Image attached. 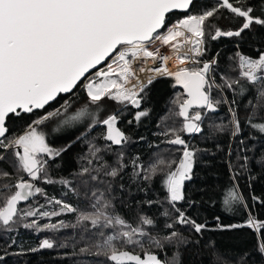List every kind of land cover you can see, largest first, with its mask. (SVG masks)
I'll list each match as a JSON object with an SVG mask.
<instances>
[{
	"label": "snow or ice",
	"instance_id": "obj_1",
	"mask_svg": "<svg viewBox=\"0 0 264 264\" xmlns=\"http://www.w3.org/2000/svg\"><path fill=\"white\" fill-rule=\"evenodd\" d=\"M193 7L195 0H0V164L7 165L0 167V264H10L13 256L25 254L16 235L21 227L36 233L77 229L79 239L72 241L70 256L68 242L48 237L27 249L31 253L63 249L73 264H183L179 250L170 260H162L151 249L199 244V240L175 230L177 225L187 226L197 235L210 230L207 222L198 223L187 209L176 207L177 202L188 209L195 207L198 201L192 199L186 183L196 178L200 154L215 155L209 149L193 146L186 135L195 138L208 131L205 139L211 140L216 138L214 133L226 130L229 143L225 162L231 182L222 205L229 213L242 208L248 218L244 223L222 225L216 217V228L248 227L259 233L256 250L264 258V221L253 214L249 205V199L264 205V198H246L239 184L242 177L246 178L250 189L258 179L253 165L261 169L259 175H264V51L256 57L237 51L230 57L239 68L237 77L228 74L233 70L230 66L220 68L219 53L204 59L210 40L239 38L246 30L264 28V0L259 8L248 0H217L215 6L195 13ZM174 10L188 14L168 26L167 17ZM221 10L242 18L243 23L237 29L221 28L215 23L222 18ZM156 41L169 46L172 54L161 55L158 48L151 49L149 46ZM173 59L175 71L168 67ZM149 60H159L160 66H142L139 71L148 74L142 79L135 65H147ZM156 76H172L183 89L172 101L178 110H169L161 117L158 131L152 133L157 138L152 146L165 153L179 152L178 163L154 153L156 158L145 165L139 154H129L133 138L117 126L128 106L137 109L129 124L139 125L149 116L151 109L141 110L146 98L142 94ZM252 88L257 103L249 100L244 107L250 111L241 118L236 97H245ZM226 90L233 93L231 100L224 94ZM63 95L69 99L52 111L46 110ZM106 101L121 108L104 115L108 112ZM222 105L227 106L230 119L227 124L214 123ZM39 110H44L42 115H37ZM22 113L35 115L36 119L21 134H10L8 121L20 118ZM176 117L182 121L180 126H169L168 121L174 125ZM51 123H55L51 134L82 130L75 140L54 147L49 142L50 133L43 130ZM98 127L102 131L97 132ZM98 140L104 142L103 147L98 146ZM79 142L87 146V152L79 157V170L71 174L72 178H54L56 160ZM161 145L165 147L161 149ZM216 150L224 151L219 143ZM234 153L236 161H242L238 166L231 160ZM105 155L114 156V161L109 163ZM156 177H161L166 195L163 199L136 201L133 223L117 210V202L131 212L133 206L124 196L147 194L150 189L140 184ZM40 181L62 185L65 195L82 198L87 208L49 197L38 185ZM37 196L45 203L19 207L21 202ZM165 203L171 211L163 207ZM142 204L163 210L154 218L139 210ZM48 206L51 210H46ZM67 214L75 216L74 223L64 219L52 222L53 217ZM160 217L170 221L163 224L168 231L162 237L149 231L157 227ZM44 219L49 222L40 223ZM14 246L16 251H12ZM137 248L140 251H135ZM58 259L63 261L64 257Z\"/></svg>",
	"mask_w": 264,
	"mask_h": 264
},
{
	"label": "trees",
	"instance_id": "obj_2",
	"mask_svg": "<svg viewBox=\"0 0 264 264\" xmlns=\"http://www.w3.org/2000/svg\"><path fill=\"white\" fill-rule=\"evenodd\" d=\"M217 0H195V7H193L192 12H199L203 9L211 8L215 6ZM234 2V0H233ZM249 4H252L259 8L261 0H248ZM188 13L184 12H172L167 17V24L177 21L183 18L184 15ZM221 19L215 21L221 28L237 29L243 23L242 18H233L227 10H221ZM256 15H260L257 11ZM223 17H228L224 19ZM165 29H161L163 32ZM264 28H255L253 32L245 31L241 37H222L218 40H210L206 45L209 49L208 53L204 59H211L219 53V66L221 69L228 68V66L233 69L229 71L228 74L232 77H237L239 75V68L234 59L230 60V57H234L237 51L251 56L256 57L259 51L264 49ZM217 82H221L218 78ZM183 93L181 86L175 84V79L172 76H161L153 80L151 85H148L145 89V100L141 105L142 109H151L148 117L143 118L141 124L137 125L135 122L129 124V120H133V116L137 109L132 106H128L123 109L121 113V120L118 123L120 127L126 134L133 138V143L130 146L129 154H139L141 161L148 165L152 160L156 158L154 153L163 155L165 159H175L178 163L180 158V153L173 151L172 153L161 152L152 145L157 142V138L152 135V133L158 131L157 123L161 117L166 116L169 110L176 111L178 109L172 104V101L178 94ZM225 95L231 100L233 93L231 91H225ZM80 97H83V93H80ZM238 100V113L241 118L248 114L249 109H245L244 105L247 104L249 100H252L253 104L257 103L255 96V89H250L249 93L245 97H236ZM65 99H69L67 95H63L58 99V103H53L51 107H48L47 111H52L53 108L59 107L60 103H63ZM82 102V99L81 101ZM108 112L104 115L109 114L112 111H118L121 106L113 103L107 102ZM80 103L76 104L79 107ZM44 110H39L37 115H42ZM36 119L35 115L32 114H21L20 118H11L8 121V127L10 134H21L32 120ZM230 119L227 106L222 105L217 118L214 123L217 124H227ZM173 121H168L169 126L179 127L182 123L181 119L176 117ZM55 126V123H51L48 127L43 128L45 132L50 133L49 142L54 147H61L79 135V131L82 129L68 130L61 133L51 134V128ZM97 132L102 131V128L98 127ZM246 134V133H245ZM92 135H96L93 132ZM208 131H205L203 135H198L195 138L186 135L191 144L195 147L202 149H209L214 152L215 155L211 154H200L197 157V165L195 167L196 178L193 181L186 183V190L192 194V199L198 201L194 208L188 209L186 204L183 202H177L176 207L181 208V210L187 209V214L197 219L198 223L207 222L208 228L200 235L194 233L191 228L187 226L177 225L175 230L180 231L185 237H189L192 240H199V244H191L188 246L179 245H166L163 250L152 248L151 250L156 252V254L162 260H170L172 254L179 250L182 253L183 264H264V258L257 252L256 247L258 243L259 233H256L248 227L244 228H234V229H217L216 225L218 221L216 217H219V223L222 225L240 224L244 223L248 218V213L244 209H237L231 213L224 211L222 200L225 195H227V187L230 185L231 178L228 169V165L225 162L228 157H226V152L229 143V131L222 133H214L216 138L211 140H206L205 137L208 136ZM144 136L146 139L144 141H139L138 138ZM219 143L224 151H217L216 144ZM238 141H234V144ZM251 143V142H249ZM98 146L103 147L104 142L102 140L97 141ZM161 145V149L164 148ZM87 152V146L83 142L76 143L69 151L63 154L62 158L56 160V165L52 171L54 178H59L61 176L72 178L71 174L78 171L81 164L79 162V157ZM248 155H253V153H248ZM105 159L112 163L115 159L112 155H105ZM234 164L241 163L242 161H236L235 153L231 157ZM0 167H7L5 164H0ZM175 165H173L174 169ZM11 171V169H9ZM252 171L258 175V179L253 182L252 187L249 189L247 187L248 180L246 178H241L239 184L241 191L246 198L251 195H256L264 198V175H259L261 169L258 166L253 165ZM163 174H161L162 176ZM161 177L154 178L151 182H142L140 187L149 188L150 190L147 194L143 192L135 193L132 197L124 196L126 200L132 204L133 209L130 212L127 208L121 207L117 202V210L125 216L127 219L135 223L136 216V201L144 200H156L163 199L166 192L162 190ZM125 185L128 184V180L123 181ZM40 187H43L48 196H55L60 199H66L69 203L77 206L81 209H86L87 204L82 198H78L71 193L65 195L66 189L59 184L48 185L44 184L42 181L38 182ZM133 191H135V186H133ZM117 195H124L123 193H117ZM45 200L43 197L32 198L29 202L20 204L19 207L27 208L29 205L38 206L44 204ZM183 205V206H182ZM249 205L252 208L253 214L258 217L259 220L264 221V205L251 201L249 199ZM52 206H48L46 210H51ZM164 208H169L170 206L165 203ZM142 213L148 216L157 217V214L163 209L158 206H149L147 204H142L139 209ZM59 219H64L66 222H75V216L72 214L62 215L60 217H53L52 222H56ZM49 222L47 219L41 220L40 223ZM167 221L166 218L160 217L158 219V225L155 228H149L152 235L160 236L166 234L167 229L163 228V224ZM77 229H63L58 233H36L33 230L23 229L22 227L18 229L17 240L18 244L25 250V254L22 256H13L11 258L10 264H73V259L65 257V250L63 249H51V250H41L37 253L28 252L27 249L31 247L38 246L39 242L43 238L57 239L58 241H66L69 244V256L72 251V241L78 240L79 237L76 235ZM3 241L0 240V244ZM82 246L81 245H78ZM147 247V245H146ZM14 246L12 251H16ZM135 251H140L138 248ZM247 253V258L241 261V257ZM58 257H64L63 261L58 259ZM81 259V258H76Z\"/></svg>",
	"mask_w": 264,
	"mask_h": 264
},
{
	"label": "built area",
	"instance_id": "obj_3",
	"mask_svg": "<svg viewBox=\"0 0 264 264\" xmlns=\"http://www.w3.org/2000/svg\"><path fill=\"white\" fill-rule=\"evenodd\" d=\"M165 31V30H164ZM262 51H264V49L262 50ZM160 54L161 55H171L172 53H171V49L169 48V53H167V52H162V51H160ZM104 65H101L100 67H103ZM159 67L160 66V61L159 60H157V61H155L154 63L151 61V60H149V62H148V64L147 65H143V63L142 62H138L136 65H135V68H136V71L139 73V75L141 76V78L143 79L146 75H148L147 73H141L139 70H140V68L141 67ZM168 67H169V69L170 70H172V71H175L176 70V64L175 65H171L169 62H168ZM99 68V67H98ZM158 77H161V76H156V78H158ZM155 78V79H156Z\"/></svg>",
	"mask_w": 264,
	"mask_h": 264
},
{
	"label": "rangeland",
	"instance_id": "obj_4",
	"mask_svg": "<svg viewBox=\"0 0 264 264\" xmlns=\"http://www.w3.org/2000/svg\"><path fill=\"white\" fill-rule=\"evenodd\" d=\"M176 21L170 23L168 26H170L171 24L175 23ZM166 30V29H165ZM151 49H156L158 48L159 49V52L162 51V52H167L169 53V46L167 45H162L159 41H156L154 42L152 45L149 46Z\"/></svg>",
	"mask_w": 264,
	"mask_h": 264
},
{
	"label": "water",
	"instance_id": "obj_5",
	"mask_svg": "<svg viewBox=\"0 0 264 264\" xmlns=\"http://www.w3.org/2000/svg\"><path fill=\"white\" fill-rule=\"evenodd\" d=\"M173 12H180L181 13V11H179V10H174ZM98 67H100V66H98ZM181 89H182V87H181ZM182 91H183V89H182ZM23 203H26V202H21V204H23Z\"/></svg>",
	"mask_w": 264,
	"mask_h": 264
},
{
	"label": "bare ground",
	"instance_id": "obj_6",
	"mask_svg": "<svg viewBox=\"0 0 264 264\" xmlns=\"http://www.w3.org/2000/svg\"><path fill=\"white\" fill-rule=\"evenodd\" d=\"M169 63H170L171 65H175V60H174V59H173V60H170Z\"/></svg>",
	"mask_w": 264,
	"mask_h": 264
}]
</instances>
